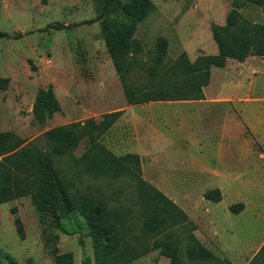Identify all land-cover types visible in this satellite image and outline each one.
<instances>
[{
  "label": "rangeland",
  "instance_id": "obj_1",
  "mask_svg": "<svg viewBox=\"0 0 264 264\" xmlns=\"http://www.w3.org/2000/svg\"><path fill=\"white\" fill-rule=\"evenodd\" d=\"M124 1L119 0L117 7ZM150 1L154 9L136 26L128 55L132 59L128 82L142 89L182 53L191 62L217 54L211 25L226 24L233 0ZM97 13L93 0H0V33L11 36L0 39V79L8 80L6 87H0V159L31 145L36 151H50L54 141L46 136L49 131L77 128L89 119L120 112L121 125L112 127L100 143L106 148L108 140L107 149L116 156L142 152L141 178L195 225L190 232L189 223L181 229L164 224L161 235H145L134 207L126 217L132 224L128 237L132 244L136 239L134 245L144 254L131 264H170L169 244L175 245L181 264H208L188 254L189 233L218 259L247 264L264 240V57L251 56L242 63L230 60L224 68H212L203 102L131 105L101 25L104 19L128 23L121 11L75 29L51 27L55 23L70 27L94 19ZM239 21L264 25V16L260 8L247 5ZM48 85L60 110L41 124L32 110L38 91ZM157 121L165 123L168 135L159 142L162 154L155 157L147 144ZM85 148L82 141L55 159L70 190L102 199L109 213L128 207L135 182L85 172L76 163ZM9 167L4 184L9 200L0 204V264H54L55 255L66 252L72 253L74 264H82L79 238L94 264L83 217L74 212L56 227L50 215L40 216L30 198L23 196L26 170ZM212 189L220 190V204L203 198ZM238 203L244 205L241 212L228 210ZM13 211L22 222V238ZM168 233L163 248L153 249L154 241Z\"/></svg>",
  "mask_w": 264,
  "mask_h": 264
},
{
  "label": "trees",
  "instance_id": "obj_2",
  "mask_svg": "<svg viewBox=\"0 0 264 264\" xmlns=\"http://www.w3.org/2000/svg\"><path fill=\"white\" fill-rule=\"evenodd\" d=\"M98 13L94 19L82 21L80 24H92L100 21L106 14L121 11L129 22H108L102 20V33L106 49L114 63L116 72L122 80L125 97L131 105H144L150 102H176L204 100L203 89L210 81L212 68H224L228 60L244 62L248 57H264V25L241 23L240 11L253 5L261 10L264 16V0H233L232 10L224 26L211 25V36L217 46L216 55H201L193 62L182 53L171 60L163 71L157 74L156 81L148 88L142 89L129 84L128 77L132 72V59L128 57L131 47V37L136 26L152 11L150 0H125L117 7L119 0H93ZM118 8V9H117ZM117 9V10H116ZM55 30L63 29L61 23L51 26ZM11 38L6 33H0L1 38ZM17 39V36H15ZM137 52V46L134 48ZM7 79H0V87L7 86ZM3 84V85H2ZM60 106L53 92V87L39 90L33 105L32 113L35 119L43 124L48 118L59 112ZM120 112L102 115L100 120L89 119L82 126H65L49 131L46 136L54 141L50 151H36L35 146L25 147L0 159V204L9 200L4 188L5 180L11 174L10 165L15 169H25L27 178L22 187L23 196H28L40 216L50 215L56 227H60V219L67 218L78 212L88 227L91 238L94 264H131L140 258L144 252L131 243L128 232L132 224L127 221L128 212L134 207L136 217L142 219L141 229L145 235H161L162 226L186 228L190 224V232L195 225L190 223L187 215L162 192L145 182L140 176V158L136 154L116 156L100 143V138L116 122ZM84 141L86 148L76 159V163L87 173L99 178L110 176L114 178H131L135 182L134 193L129 198L128 207H119L110 211L103 205L102 199L91 194L73 193L68 183L60 176L55 159L75 150ZM203 198L212 203L222 199L219 189L204 193ZM244 205H231L229 211L239 213ZM14 224L20 238L23 237V226L15 211ZM166 234L162 240L154 241L152 248H163L169 237ZM130 238V239H129ZM188 254L194 260L204 263L232 264L228 260H220L202 246L191 233L188 235ZM83 256L82 264H91V259L85 251L84 241L79 238ZM167 246V245H166ZM167 255L170 264H181L174 252L175 245H168ZM54 264H74L70 252L56 254ZM247 264H264V244Z\"/></svg>",
  "mask_w": 264,
  "mask_h": 264
},
{
  "label": "crops",
  "instance_id": "obj_3",
  "mask_svg": "<svg viewBox=\"0 0 264 264\" xmlns=\"http://www.w3.org/2000/svg\"><path fill=\"white\" fill-rule=\"evenodd\" d=\"M91 20V19H90ZM83 21H85V20H83ZM82 22V21H81ZM80 22V23H81ZM80 23H76V24H74V25H72V26H70V27H68V25L67 24H62L63 26H64V28H67V29H75V28H78V26H82V25H90V24H80ZM95 23V22H94ZM79 24V25H78ZM93 24V23H92ZM224 26V25H223ZM48 28V27H47ZM213 40V39H212ZM217 52H218V50H217ZM216 55V54H215ZM249 58V57H248ZM228 61H230V60H228ZM227 61V62H228ZM233 61H235V60H233ZM240 63V62H239ZM220 69V68H219ZM205 95V94H204ZM176 102H193V101H176ZM198 102H203V100H199ZM150 103H156V102H150ZM158 114V113H157ZM121 119L122 120H124V117H123V115H122V113H120V116L118 117V119L116 120V122L111 126V128L112 127H114V128H117L118 126H120L121 125ZM158 123V121L153 125V128L150 130V138H149V141H148V144H147V146H149V148H151V149H149V154H150V156H151V154H152V156H157V155H160V154H162V151H161V149L159 148V142L161 141V140H163V139H165L166 137H167V135H168V133L166 132L168 129L167 128H165L164 127V125L163 124H165V123H159V125L157 124ZM110 128V129H111ZM109 129V130H110ZM108 130V131H109ZM107 131V132H108ZM106 132V133H107ZM105 133V134H106ZM104 134V135H105ZM103 135V136H104ZM102 136V137H103ZM101 137V138H102ZM105 138H106V140L108 139L107 138V136H105ZM105 143V145H106V148H109V146H108V140L106 141V142H104ZM152 145V146H151ZM110 149V148H109ZM130 154H136V155H138L139 156V158H142V152H140V151H131V152H129ZM126 154H128V153H126ZM221 193V192H220ZM222 195V194H221ZM223 200V197H222V199H221V201ZM221 201L218 203V204H220L221 203ZM230 207V206H229ZM229 207H228V210H229ZM264 244V240H263V242H262V245ZM261 245V246H262ZM261 246H260V248H261Z\"/></svg>",
  "mask_w": 264,
  "mask_h": 264
}]
</instances>
